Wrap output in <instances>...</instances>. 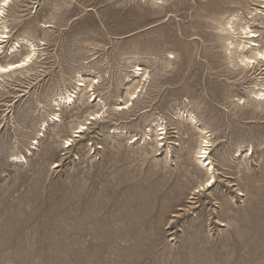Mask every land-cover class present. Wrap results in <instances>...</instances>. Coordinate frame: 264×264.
<instances>
[{
    "label": "rangeland",
    "instance_id": "1",
    "mask_svg": "<svg viewBox=\"0 0 264 264\" xmlns=\"http://www.w3.org/2000/svg\"><path fill=\"white\" fill-rule=\"evenodd\" d=\"M2 17L0 63L19 37L37 52L0 74V264H264V60L237 45L246 23L264 50V0H10Z\"/></svg>",
    "mask_w": 264,
    "mask_h": 264
},
{
    "label": "bare ground",
    "instance_id": "2",
    "mask_svg": "<svg viewBox=\"0 0 264 264\" xmlns=\"http://www.w3.org/2000/svg\"><path fill=\"white\" fill-rule=\"evenodd\" d=\"M10 0H0V25H1V28L2 30L0 31V53L3 52V45L2 43L4 41H6V38H7V28L5 26V24L3 22H1V19L3 18V11H4V8L6 5H8ZM232 21V18L227 21V24H230L229 26H231V22ZM250 25V24H249ZM249 25H246L243 24V25H239L238 26V34L241 35L240 37L241 38H246V39H250V42L249 45H246V43H242L241 41L237 44L238 46H240L241 49H244L246 47H250L251 49H253L251 51V54L249 56L247 55H244L242 54L240 56V62L244 65V66H247V67H256L255 65H257L261 60H264V50L263 49H258L257 47L256 48H252L253 46H257V44L255 42H253L254 40L252 39L253 37L257 36L256 33L252 30H250L249 28ZM228 28V27H227ZM231 32V31H230ZM20 43H26L28 45V51L25 53L24 56H22V58L16 62H11V63H6V64H1L0 63V74H6L10 71H13V70H16L18 68H23L25 66H27L30 61L32 60V58L35 56L36 54V45L29 41L28 39L26 38H23V37H19L18 40H16V42L14 44H12L9 48H8V52L9 53H13V52H16L18 47H19V44ZM229 43V42H228ZM136 68V67H135ZM134 68V69H135ZM246 68V67H244ZM136 70L140 71L141 68H136ZM139 74L141 75V72H139ZM139 85V84H138ZM258 85V84H257ZM79 86H81V84H77L76 86H74V90L71 91V92H68V91H64V93L60 94L59 96H57L55 99H54V103L55 105H66V104H69L71 103L72 98H73V93L79 89ZM133 95V96H132ZM135 95H136V92H135ZM134 95V91H131V92H128L127 93V96L128 97H136ZM253 95H254V98L259 100V101H264V85L261 84V86H259L257 89H255V91H253ZM130 100V98L126 99L124 101V105H122L121 107H117V109H123V108H127L128 104H126V102H128ZM181 114H183L184 112H181ZM186 115H188V117H192V115L190 113H186ZM185 115V116H186ZM98 116V115H95V117ZM182 116V115H181ZM100 117V116H99ZM187 117V118H188ZM90 118V117H89ZM96 119V118H95ZM193 121V120H192ZM194 122V121H193ZM46 127V126H45ZM79 128H83L82 126H79ZM77 127V128H78ZM86 128V127H85ZM84 129V128H83ZM162 129V128H161ZM198 129V128H197ZM77 130V129H76ZM200 133H202V136L200 138V141H199V145H198V148H197V158L199 160V162H201V165L205 167V170H206V173L208 175L206 181L204 183H206L207 185H210L212 184L213 182H215V178H214V166L212 165V162L209 161V156H208V153H209V147L211 146V141H210V138H209V133H208V130H206L204 127H199V130H198ZM75 132H81V129L78 130V131H75ZM119 132V131H118ZM166 133V132H165ZM79 134V133H78ZM159 134H162V133H159ZM39 135V134H38ZM77 135V134H76ZM75 136V135H74ZM80 136V135H79ZM160 139V138H159ZM69 140L71 141V139H67V142H69ZM158 141V140H157ZM70 143V142H69ZM160 144V143H159ZM163 145V144H162ZM19 156V155H18ZM196 157V156H195ZM16 158V157H15ZM23 158V157H21ZM195 190H199L198 189H195ZM200 191V190H199ZM195 192V191H194ZM83 247V246H82Z\"/></svg>",
    "mask_w": 264,
    "mask_h": 264
}]
</instances>
